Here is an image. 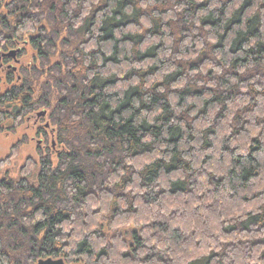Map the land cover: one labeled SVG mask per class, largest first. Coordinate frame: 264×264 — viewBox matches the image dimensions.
<instances>
[{"label": "trees", "instance_id": "trees-1", "mask_svg": "<svg viewBox=\"0 0 264 264\" xmlns=\"http://www.w3.org/2000/svg\"><path fill=\"white\" fill-rule=\"evenodd\" d=\"M34 115L0 264H264V0H0V135Z\"/></svg>", "mask_w": 264, "mask_h": 264}, {"label": "rangeland", "instance_id": "rangeland-1", "mask_svg": "<svg viewBox=\"0 0 264 264\" xmlns=\"http://www.w3.org/2000/svg\"><path fill=\"white\" fill-rule=\"evenodd\" d=\"M9 126H11V123L6 125L7 128ZM44 126L45 122H42L41 119H38L34 115L15 131H6L4 134L0 135V161L9 155L13 145L20 141L22 142L16 159L7 166H0V179L4 178L7 174L12 178H18L22 167L29 157L39 161L41 152L44 153L46 150V143L43 141L44 138L40 137L38 134L40 128ZM47 130L51 135V129Z\"/></svg>", "mask_w": 264, "mask_h": 264}, {"label": "water", "instance_id": "water-1", "mask_svg": "<svg viewBox=\"0 0 264 264\" xmlns=\"http://www.w3.org/2000/svg\"><path fill=\"white\" fill-rule=\"evenodd\" d=\"M9 56L15 57L16 52H12L11 54H9ZM39 116H44V113H41ZM39 264H66V263L62 259L59 260L49 259L47 261H41L39 262Z\"/></svg>", "mask_w": 264, "mask_h": 264}]
</instances>
